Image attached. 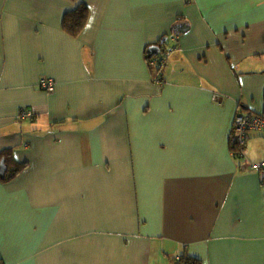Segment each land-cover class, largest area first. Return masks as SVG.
Returning <instances> with one entry per match:
<instances>
[{
	"label": "crops",
	"instance_id": "obj_1",
	"mask_svg": "<svg viewBox=\"0 0 264 264\" xmlns=\"http://www.w3.org/2000/svg\"><path fill=\"white\" fill-rule=\"evenodd\" d=\"M239 113L264 114V0H0V264H264Z\"/></svg>",
	"mask_w": 264,
	"mask_h": 264
},
{
	"label": "built area",
	"instance_id": "obj_2",
	"mask_svg": "<svg viewBox=\"0 0 264 264\" xmlns=\"http://www.w3.org/2000/svg\"><path fill=\"white\" fill-rule=\"evenodd\" d=\"M168 52L161 53L157 55V58L152 60L151 65L155 66L156 70L162 68L167 60ZM42 89L44 91H48L49 93L54 92V84H47L43 81ZM19 117L24 118H33V112L27 109H22L19 113ZM264 131V116L249 113L237 114L234 123H233V132L231 137V142L233 146L232 155L235 158H243L245 156L244 147L247 143L249 133L251 131ZM246 167L252 171H259L264 174V161L258 163H251L246 160ZM263 185H264V177H263Z\"/></svg>",
	"mask_w": 264,
	"mask_h": 264
},
{
	"label": "trees",
	"instance_id": "obj_3",
	"mask_svg": "<svg viewBox=\"0 0 264 264\" xmlns=\"http://www.w3.org/2000/svg\"><path fill=\"white\" fill-rule=\"evenodd\" d=\"M87 19H88V8L84 4L79 5L75 11L68 12L64 15L63 20H62V29L68 35L76 38L84 30ZM164 39H166V38H163L162 40H160L158 43L155 44V45H158L161 47V55H162V53H167L168 50L171 49V47H169L167 42L166 43L163 42ZM149 48H150V46L147 48V50ZM150 61L151 60H148V62H150ZM236 159H238V158H236ZM16 167H17V170L24 168V167H21L20 165H18ZM8 179H9V177H8ZM175 264H201V262L198 260H192V259H185V260L181 259V260L177 261Z\"/></svg>",
	"mask_w": 264,
	"mask_h": 264
},
{
	"label": "water",
	"instance_id": "obj_4",
	"mask_svg": "<svg viewBox=\"0 0 264 264\" xmlns=\"http://www.w3.org/2000/svg\"><path fill=\"white\" fill-rule=\"evenodd\" d=\"M163 42H165V39H164ZM160 52H161V47L158 46V45H154V46H152V47H150L148 49V51H147V58L150 59V58L158 55ZM5 171H6V166L2 163L0 165V176L1 177H4Z\"/></svg>",
	"mask_w": 264,
	"mask_h": 264
},
{
	"label": "bare ground",
	"instance_id": "obj_5",
	"mask_svg": "<svg viewBox=\"0 0 264 264\" xmlns=\"http://www.w3.org/2000/svg\"><path fill=\"white\" fill-rule=\"evenodd\" d=\"M149 60H151L150 62H149V64H150V66L153 68V69H155V71H156V75H155V81H157V82H160V81H162V76H161V74H162V70L164 69V67H165V64H164V66H162V68H159V69H157L156 70V68H155V66H152L151 65V62H152V60H153V57L152 58H150ZM230 141H231V139H230ZM246 146V145H245ZM233 148V146H232V142H231V152H232V149ZM245 148V147H244ZM4 165L6 166V170L8 169L7 168V165L4 163Z\"/></svg>",
	"mask_w": 264,
	"mask_h": 264
},
{
	"label": "rangeland",
	"instance_id": "obj_6",
	"mask_svg": "<svg viewBox=\"0 0 264 264\" xmlns=\"http://www.w3.org/2000/svg\"><path fill=\"white\" fill-rule=\"evenodd\" d=\"M146 56H147V49H146ZM156 58H157V55L153 57V60L156 59ZM150 67H151V66H150ZM151 68H152V67H151ZM152 69H153V68H152ZM25 109H27V108H25ZM27 110H29V109H27ZM19 113H20V112H19ZM33 115H34V113H33ZM262 115L264 116V114H262ZM19 116H20V115H19ZM19 118L21 119V117H19ZM22 119H23V120H27V119H29V118H24V117H22ZM32 119H35V116H34Z\"/></svg>",
	"mask_w": 264,
	"mask_h": 264
}]
</instances>
